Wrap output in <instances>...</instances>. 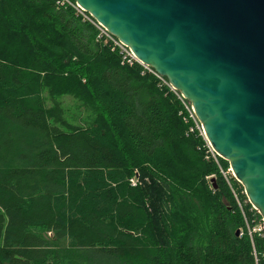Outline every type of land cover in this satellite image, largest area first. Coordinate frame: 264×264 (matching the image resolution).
Instances as JSON below:
<instances>
[{"label":"trees","instance_id":"16d2710c","mask_svg":"<svg viewBox=\"0 0 264 264\" xmlns=\"http://www.w3.org/2000/svg\"><path fill=\"white\" fill-rule=\"evenodd\" d=\"M124 56L61 0H0V261L264 264L229 163Z\"/></svg>","mask_w":264,"mask_h":264},{"label":"water","instance_id":"95a60500","mask_svg":"<svg viewBox=\"0 0 264 264\" xmlns=\"http://www.w3.org/2000/svg\"><path fill=\"white\" fill-rule=\"evenodd\" d=\"M74 1L192 104L264 223V0Z\"/></svg>","mask_w":264,"mask_h":264},{"label":"built area","instance_id":"2783aa9c","mask_svg":"<svg viewBox=\"0 0 264 264\" xmlns=\"http://www.w3.org/2000/svg\"><path fill=\"white\" fill-rule=\"evenodd\" d=\"M61 5H70L71 7H73L77 11V13L79 15H81L84 18L85 21H88V22L92 23L94 26H96L100 30L101 35H104L108 39L112 40L114 42V44L118 48L121 49V52L125 55L124 57L129 61V63L138 62L146 70H148L149 72L153 73L154 75H156L160 79H163V77L159 76L154 69H152L151 67H148V66L144 65L143 63H141L136 58V56L133 54V52L130 50V48H128L127 46H125L118 39L114 38L101 24H99L89 13H87L83 8H81L74 0H61ZM165 83L176 94L177 98L179 99V101L181 102V104L183 106V111L180 113V115H182L184 117L185 122L191 124V128L189 130V133L198 132L201 136H203V138L205 139V141L207 143L206 146L209 149V153L211 154V156L215 160H217V158L219 156L214 151V149L212 148L210 142L208 141V139L206 137V134H205V131H204V128H203V125L199 121V119L197 118L196 113L194 111V108H193L192 104L180 92L176 91L168 82H165ZM228 173H231L232 174L231 168L229 169ZM137 181H138L137 178L132 179L133 185H137ZM251 231L252 232H258V233H264V223H262L260 225H257L256 227H254L253 229H251Z\"/></svg>","mask_w":264,"mask_h":264},{"label":"rangeland","instance_id":"374dc122","mask_svg":"<svg viewBox=\"0 0 264 264\" xmlns=\"http://www.w3.org/2000/svg\"><path fill=\"white\" fill-rule=\"evenodd\" d=\"M61 102L67 110V114H68L67 119L70 122H74V121H76V123H82L83 122L86 113L82 112V110L80 109V102L79 101L75 100L73 97L64 96L61 98ZM138 173H139L138 170H136L134 172L133 176L137 175ZM133 179H134V177H133ZM139 183L140 182L137 181V185ZM0 264H9V263L7 261H0Z\"/></svg>","mask_w":264,"mask_h":264}]
</instances>
